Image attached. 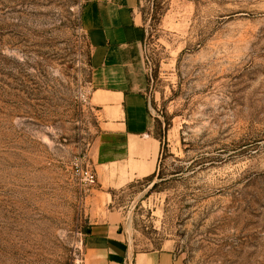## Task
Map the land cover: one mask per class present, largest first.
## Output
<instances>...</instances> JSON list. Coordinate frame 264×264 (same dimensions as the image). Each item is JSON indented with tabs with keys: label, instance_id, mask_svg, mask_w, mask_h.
<instances>
[{
	"label": "rangeland",
	"instance_id": "374dc122",
	"mask_svg": "<svg viewBox=\"0 0 264 264\" xmlns=\"http://www.w3.org/2000/svg\"><path fill=\"white\" fill-rule=\"evenodd\" d=\"M81 6L0 0V264H82L108 212L135 252L264 264V0H139L160 153L120 188L76 174L99 134Z\"/></svg>",
	"mask_w": 264,
	"mask_h": 264
},
{
	"label": "crops",
	"instance_id": "0c3cea01",
	"mask_svg": "<svg viewBox=\"0 0 264 264\" xmlns=\"http://www.w3.org/2000/svg\"><path fill=\"white\" fill-rule=\"evenodd\" d=\"M80 25L89 47V105L99 127L92 165L98 184L120 188L154 174L160 153L144 93L139 0H82ZM119 223L111 212L88 223L82 264H176L169 250L135 252Z\"/></svg>",
	"mask_w": 264,
	"mask_h": 264
},
{
	"label": "built area",
	"instance_id": "2783aa9c",
	"mask_svg": "<svg viewBox=\"0 0 264 264\" xmlns=\"http://www.w3.org/2000/svg\"><path fill=\"white\" fill-rule=\"evenodd\" d=\"M76 174L80 177V181L86 186H92L96 183V173L90 167L77 169Z\"/></svg>",
	"mask_w": 264,
	"mask_h": 264
},
{
	"label": "trees",
	"instance_id": "16d2710c",
	"mask_svg": "<svg viewBox=\"0 0 264 264\" xmlns=\"http://www.w3.org/2000/svg\"><path fill=\"white\" fill-rule=\"evenodd\" d=\"M154 175H155V173L154 174H152L151 176H149V177H147V178H145L144 180H145V182H147L148 184H151L152 183V179H153V177H154ZM156 186V184H153L152 185V188H154ZM88 231L85 229L84 230V233H87Z\"/></svg>",
	"mask_w": 264,
	"mask_h": 264
}]
</instances>
